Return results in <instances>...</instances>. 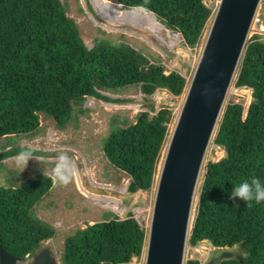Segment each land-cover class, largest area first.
I'll return each mask as SVG.
<instances>
[{
    "label": "trees",
    "instance_id": "1",
    "mask_svg": "<svg viewBox=\"0 0 264 264\" xmlns=\"http://www.w3.org/2000/svg\"><path fill=\"white\" fill-rule=\"evenodd\" d=\"M111 1L122 9L142 7L154 13L192 48L213 14L205 0ZM187 83L182 73H167L163 64L126 42L98 38L89 47L62 0H0V137L35 132L41 113L65 129L75 106L87 110L83 104L88 97L110 99L101 91L137 85L146 96L158 89L180 96ZM235 86L251 88L253 101L247 112L241 103L230 102L225 109L214 143L225 148L226 156L207 164L188 244L208 240L216 247L233 248L243 242V259L223 264H264V202L253 201L249 207L237 198L236 207L228 198L232 187L244 180L264 182V38L260 34L248 39ZM172 117L168 107L152 116L145 110L135 123L116 127L105 139L108 160L131 177L129 192L153 186ZM11 152L0 154V160ZM52 186L47 173L20 187L0 185V242L13 255L31 258L54 237V227L34 210ZM146 239L147 231L133 215L97 221L67 236L62 264H135ZM186 264L202 263L189 259Z\"/></svg>",
    "mask_w": 264,
    "mask_h": 264
},
{
    "label": "rangeland",
    "instance_id": "2",
    "mask_svg": "<svg viewBox=\"0 0 264 264\" xmlns=\"http://www.w3.org/2000/svg\"><path fill=\"white\" fill-rule=\"evenodd\" d=\"M62 1L66 4L68 15L77 22L81 36L89 47H92L98 38L112 39L117 43L126 42L144 53L151 61L163 64L167 73L173 70L179 71L187 78L188 83L180 96L172 94L167 89H158L154 94L146 96L137 85L118 91H101L110 99L88 97L83 104L87 110L81 112L78 106H75L77 109L73 120L65 129H61L54 118L41 113V123L35 132L0 137V154L12 151L7 158L0 160L1 186L20 187L27 181L34 180L41 173H47L53 177L54 169L61 157L72 166L70 183L67 185L53 184L34 207L35 214L55 229L54 237L44 243L50 242L55 245V253L60 264H62L64 242L67 236L74 234L80 228H85L88 224L108 220L115 216L125 219L133 215L148 233L158 176L170 136L174 131L186 90L197 67L213 16L220 3V0H205L212 7L213 14L206 24L199 44L194 48L186 44L180 33L173 32L162 24L165 27L162 36L166 39L167 45L170 44L168 32L172 36L178 37L171 47L177 54L168 56L138 31H133L124 25L110 24L96 11L93 0ZM255 34H260L264 38V0H262L257 11L249 39ZM235 81L236 78L227 95L225 109L230 102L241 103L247 112L253 101V90L248 87H236ZM141 98L153 99L156 103L140 106L128 102ZM164 107L172 110L173 117L168 124V135L161 152L153 186L150 190L135 192V196H131L124 203V195L130 193L128 186L131 177L108 160L104 152L105 139L116 127H126L135 123L140 112L148 110L152 116ZM22 148H31L34 155L39 158L38 161L34 157L30 159L23 171L21 167L17 166L15 159ZM225 156V148L215 144L213 138L206 154L204 169L199 182L191 231L207 164L210 160L219 161ZM85 178L103 188L105 194L93 193L86 189L83 186ZM92 194H98L99 198L92 197ZM114 199L119 200L117 207ZM223 250L224 248L216 247L208 240H202L197 245L188 244L186 261L198 259L202 264H207L211 258L219 255ZM28 259L30 260V258ZM29 260L24 264H28ZM133 263L145 264V251L141 257H134Z\"/></svg>",
    "mask_w": 264,
    "mask_h": 264
},
{
    "label": "water",
    "instance_id": "3",
    "mask_svg": "<svg viewBox=\"0 0 264 264\" xmlns=\"http://www.w3.org/2000/svg\"><path fill=\"white\" fill-rule=\"evenodd\" d=\"M261 2L220 0L158 176L146 239L145 264L187 263L186 250L206 154L212 139L217 135L229 90L238 77ZM116 5L121 7V4ZM152 42L168 56L177 54L170 45L155 38ZM128 102L140 106L156 103L153 99L145 98ZM83 186L93 193H105L103 188L86 178ZM131 196L135 194L124 195V203ZM243 246L242 242L238 248H225L207 264H223L232 258L242 260ZM28 260L13 255L0 242L1 264H24ZM28 264H60L55 245L44 243Z\"/></svg>",
    "mask_w": 264,
    "mask_h": 264
},
{
    "label": "bare ground",
    "instance_id": "4",
    "mask_svg": "<svg viewBox=\"0 0 264 264\" xmlns=\"http://www.w3.org/2000/svg\"><path fill=\"white\" fill-rule=\"evenodd\" d=\"M93 2L96 11L110 24L127 26L133 31H138L143 37L148 38L150 41L155 38L162 43L167 44L166 39L162 36V32L165 30V27L162 23H160L154 13L142 7H136L128 10L122 9L110 0H93ZM168 38L170 39L169 45L171 47L178 39L177 36H172L170 32H168ZM97 195L92 194V197L99 198ZM114 203L117 207L119 205V200L114 199Z\"/></svg>",
    "mask_w": 264,
    "mask_h": 264
},
{
    "label": "clouds",
    "instance_id": "5",
    "mask_svg": "<svg viewBox=\"0 0 264 264\" xmlns=\"http://www.w3.org/2000/svg\"><path fill=\"white\" fill-rule=\"evenodd\" d=\"M33 157L38 161L39 158L34 155L31 148H22L15 157L17 166L21 167L23 171L27 167L28 161ZM72 171V166L61 157L54 169V175L52 177L53 184H69L72 179ZM228 198L233 201L236 207L240 206L239 203H237V198L249 207L253 201L257 204L264 202V182L258 178H253L250 182L244 180L232 187V191Z\"/></svg>",
    "mask_w": 264,
    "mask_h": 264
}]
</instances>
